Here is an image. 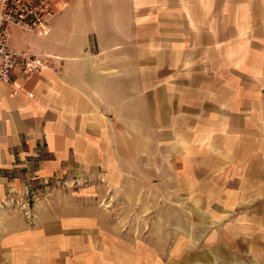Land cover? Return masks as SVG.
<instances>
[{
    "label": "crops",
    "instance_id": "crops-1",
    "mask_svg": "<svg viewBox=\"0 0 264 264\" xmlns=\"http://www.w3.org/2000/svg\"><path fill=\"white\" fill-rule=\"evenodd\" d=\"M54 6L46 31L10 37L42 70L28 80L15 72V95L0 83V204L72 175L123 183L126 159L141 167L147 157L158 171L176 167L180 246H189L181 262L196 249L198 263L210 252L213 264H264V0ZM38 224L48 239L87 235L92 255L97 245L101 257L128 250L119 233H103L111 224ZM137 254L156 262L154 250Z\"/></svg>",
    "mask_w": 264,
    "mask_h": 264
},
{
    "label": "rangeland",
    "instance_id": "rangeland-1",
    "mask_svg": "<svg viewBox=\"0 0 264 264\" xmlns=\"http://www.w3.org/2000/svg\"><path fill=\"white\" fill-rule=\"evenodd\" d=\"M143 162L145 166L133 167L132 160L126 159L123 169L128 177L123 183L90 182L72 175L53 182L27 184L23 194L13 192L0 204V264H213L210 252L201 253L198 263L196 249L188 263L181 262L182 253L189 246H184V250L180 246L182 231L186 238L187 230L180 228V210L185 206L180 197L181 185L174 176L176 167H159V172L147 165V157ZM53 217L65 223L74 218L90 219L104 228L111 224L113 231L103 233H112L114 239L119 233L128 250L120 255L116 248L105 247L109 255L101 257L103 247L97 245V255H92L90 238L86 235L81 239L79 235L77 239L72 231L48 239L37 226ZM133 250L145 259L154 250L156 262L136 259L131 255ZM83 254L89 255L88 261L79 257Z\"/></svg>",
    "mask_w": 264,
    "mask_h": 264
},
{
    "label": "built area",
    "instance_id": "built-area-1",
    "mask_svg": "<svg viewBox=\"0 0 264 264\" xmlns=\"http://www.w3.org/2000/svg\"><path fill=\"white\" fill-rule=\"evenodd\" d=\"M55 0H0V83L13 88L17 94L14 75L20 72L24 80L42 70L34 56L17 52L9 44L10 31L16 28L25 33H41L47 30L56 15ZM31 98L32 94H28Z\"/></svg>",
    "mask_w": 264,
    "mask_h": 264
}]
</instances>
